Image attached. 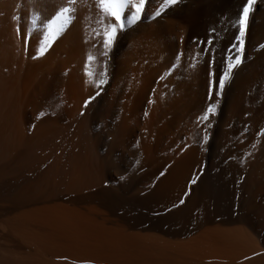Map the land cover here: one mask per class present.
I'll list each match as a JSON object with an SVG mask.
<instances>
[{
	"label": "bare ground",
	"instance_id": "bare-ground-1",
	"mask_svg": "<svg viewBox=\"0 0 264 264\" xmlns=\"http://www.w3.org/2000/svg\"><path fill=\"white\" fill-rule=\"evenodd\" d=\"M163 2L0 0V264H264V0Z\"/></svg>",
	"mask_w": 264,
	"mask_h": 264
},
{
	"label": "snow or ice",
	"instance_id": "snow-or-ice-1",
	"mask_svg": "<svg viewBox=\"0 0 264 264\" xmlns=\"http://www.w3.org/2000/svg\"><path fill=\"white\" fill-rule=\"evenodd\" d=\"M70 2H75V0H70ZM177 3V0H164L163 4L159 9L156 10L154 16H159L161 11H163L166 7ZM255 3V0H247V2L243 5L242 11L240 13L238 24L240 35L236 37L238 41H240L241 45L243 44V35L246 28V22L248 18V14L251 10V6ZM146 0H96V6L100 9L101 13L105 16L112 18L115 23H109L107 25V30L104 33V43L105 46L108 47L111 45L117 29L123 31L126 27L124 20L127 19L128 26L136 23V21L141 19V14L145 9ZM62 12H67L68 9H61ZM92 59V57H89ZM240 63V58H235V64ZM233 64L229 65V70L233 67ZM224 78L220 80V86L223 87ZM219 95V93H217ZM87 103V102H86ZM214 106L210 105L207 111L204 114V118L207 119L208 113H214ZM205 140L208 139L207 136L204 137ZM195 183V181H192Z\"/></svg>",
	"mask_w": 264,
	"mask_h": 264
}]
</instances>
